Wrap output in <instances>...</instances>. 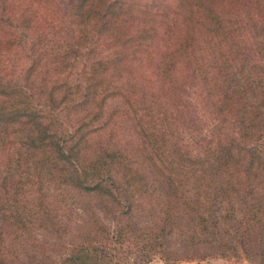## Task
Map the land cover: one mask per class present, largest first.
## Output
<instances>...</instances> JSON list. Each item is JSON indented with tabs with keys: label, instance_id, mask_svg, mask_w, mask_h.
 Returning a JSON list of instances; mask_svg holds the SVG:
<instances>
[{
	"label": "trees",
	"instance_id": "16d2710c",
	"mask_svg": "<svg viewBox=\"0 0 264 264\" xmlns=\"http://www.w3.org/2000/svg\"><path fill=\"white\" fill-rule=\"evenodd\" d=\"M0 33V264H147L177 240L264 264V0H0ZM75 202L55 262L34 230L65 233Z\"/></svg>",
	"mask_w": 264,
	"mask_h": 264
},
{
	"label": "rangeland",
	"instance_id": "374dc122",
	"mask_svg": "<svg viewBox=\"0 0 264 264\" xmlns=\"http://www.w3.org/2000/svg\"><path fill=\"white\" fill-rule=\"evenodd\" d=\"M45 30H48L45 28ZM15 33L18 34L14 29ZM52 34L50 32L46 36H50L47 40L55 42V37L53 36L54 29H51ZM10 34V37H16L13 31L8 30L6 28V33ZM35 31L34 33H36ZM30 38L33 37L32 34L27 33ZM2 34L0 33V37ZM48 44V43H45ZM49 45V44H48ZM50 46V45H49ZM185 95L188 99L190 108L192 109V113L196 116L198 122L203 126V130L205 131L207 126L211 125L212 118L209 110V106H207L206 102L202 100L199 96L196 97L194 91L188 86H184ZM121 101L119 98L110 99L106 104V109L108 107H116L121 105ZM117 114H120L119 112ZM116 118V129L118 137L122 139L123 142L134 140L135 133L131 128V123L125 116H115ZM61 119L64 120V117L61 116ZM68 127V126H67ZM66 127V128H67ZM264 149V137L259 142ZM1 158V156H0ZM2 163L0 159V164ZM73 211H68L66 213L67 219L65 220V224L67 225V231L62 235L56 237L50 235L47 231L43 230L42 228H35L34 232L38 239L44 242L45 246L47 247V252L49 256L55 261H59L60 258L68 252V248L70 245L78 239L79 234V225L83 223L82 217L85 215L83 210L80 208L79 203L75 202L74 206L72 207ZM146 215V214H143ZM99 216L102 220L112 226V220L108 217H105L102 212H99ZM147 216H143L142 219L147 220ZM173 247L177 249L178 254L176 257H172L170 259L163 258L159 253H154L152 258L147 262V264H255L253 260L249 259L244 255L242 252H237L234 254L233 252H228L227 255H223L218 253L216 250L209 249V247H201L200 253H203L202 257L196 256L195 259L187 260L183 257L184 251H187V255H191L192 250L190 247L184 246L183 242L180 240L175 241ZM185 257V256H184Z\"/></svg>",
	"mask_w": 264,
	"mask_h": 264
}]
</instances>
